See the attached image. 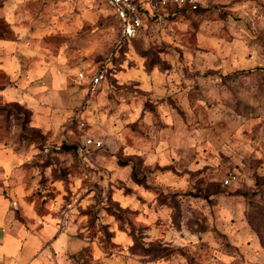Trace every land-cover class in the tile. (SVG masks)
<instances>
[{
    "label": "rangeland",
    "instance_id": "1",
    "mask_svg": "<svg viewBox=\"0 0 264 264\" xmlns=\"http://www.w3.org/2000/svg\"><path fill=\"white\" fill-rule=\"evenodd\" d=\"M141 17L0 0V264H264V0Z\"/></svg>",
    "mask_w": 264,
    "mask_h": 264
},
{
    "label": "built area",
    "instance_id": "2",
    "mask_svg": "<svg viewBox=\"0 0 264 264\" xmlns=\"http://www.w3.org/2000/svg\"><path fill=\"white\" fill-rule=\"evenodd\" d=\"M113 9L115 15L120 21L121 39H130L135 37L141 26V12H144L150 5H174L179 7H187L191 10H197L204 6L205 0H105ZM145 9V10H144ZM102 75L96 74L93 77L95 82H99ZM93 143V140H89ZM226 184L230 183L229 179L225 180Z\"/></svg>",
    "mask_w": 264,
    "mask_h": 264
},
{
    "label": "trees",
    "instance_id": "3",
    "mask_svg": "<svg viewBox=\"0 0 264 264\" xmlns=\"http://www.w3.org/2000/svg\"><path fill=\"white\" fill-rule=\"evenodd\" d=\"M176 7H178V8H181V9H187V10H191V9H188L187 7H179V6H176ZM201 8V7H200ZM199 8V9H200ZM199 9H197V10H199ZM197 10H192V11H197ZM259 182V181H258Z\"/></svg>",
    "mask_w": 264,
    "mask_h": 264
},
{
    "label": "water",
    "instance_id": "4",
    "mask_svg": "<svg viewBox=\"0 0 264 264\" xmlns=\"http://www.w3.org/2000/svg\"><path fill=\"white\" fill-rule=\"evenodd\" d=\"M66 148H76V147L66 146Z\"/></svg>",
    "mask_w": 264,
    "mask_h": 264
}]
</instances>
